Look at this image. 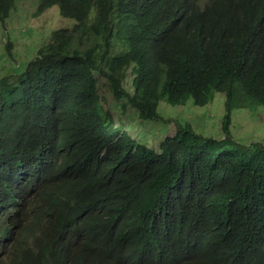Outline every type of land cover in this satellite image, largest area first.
I'll return each mask as SVG.
<instances>
[{"label": "trees", "instance_id": "16d2710c", "mask_svg": "<svg viewBox=\"0 0 264 264\" xmlns=\"http://www.w3.org/2000/svg\"><path fill=\"white\" fill-rule=\"evenodd\" d=\"M16 2L0 0V23ZM56 5L73 26L0 78V158L54 197L81 195L71 216L97 214L105 228L87 248L92 263L120 248L125 257L102 264H257L264 141L230 127L236 110L264 108V0H39L37 12ZM99 78L143 120L161 117V101L203 106L224 93L223 137L184 121L158 146L137 143L105 106Z\"/></svg>", "mask_w": 264, "mask_h": 264}, {"label": "rangeland", "instance_id": "374dc122", "mask_svg": "<svg viewBox=\"0 0 264 264\" xmlns=\"http://www.w3.org/2000/svg\"><path fill=\"white\" fill-rule=\"evenodd\" d=\"M38 1L17 0L10 16L0 23V78L15 70H23L54 30L75 23V20L63 17L57 5L38 13ZM99 81L104 104L113 113L116 124L137 143L158 146L165 136L175 133L177 122L184 121L206 135L223 137L224 93H216L213 101L203 106L196 105L192 98L179 106L161 101L158 106L161 117L143 120L124 99H114L106 80L99 78ZM230 130L235 138L264 141V108L236 110Z\"/></svg>", "mask_w": 264, "mask_h": 264}, {"label": "clouds", "instance_id": "9594fccd", "mask_svg": "<svg viewBox=\"0 0 264 264\" xmlns=\"http://www.w3.org/2000/svg\"><path fill=\"white\" fill-rule=\"evenodd\" d=\"M63 149L62 146L53 154L56 168L64 161ZM1 168L0 264H63L71 252L80 254L83 264H95L89 260L87 248L95 234L105 228L97 214L94 219L71 216L70 210L81 195L54 197L38 178L33 180L8 166L3 158H0ZM63 181L60 179V183ZM86 203L95 210L89 200ZM70 238L78 241L81 248H72L68 243ZM244 255L252 259L251 251ZM112 256L125 257L120 248H114L105 252L101 264ZM252 260L264 264V254Z\"/></svg>", "mask_w": 264, "mask_h": 264}]
</instances>
